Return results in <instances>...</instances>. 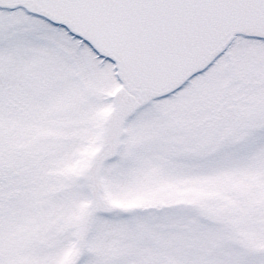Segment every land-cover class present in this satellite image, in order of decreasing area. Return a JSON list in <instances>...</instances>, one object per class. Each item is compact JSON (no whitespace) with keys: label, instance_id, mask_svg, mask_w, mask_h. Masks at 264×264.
Segmentation results:
<instances>
[{"label":"snow or ice","instance_id":"6c2138e0","mask_svg":"<svg viewBox=\"0 0 264 264\" xmlns=\"http://www.w3.org/2000/svg\"><path fill=\"white\" fill-rule=\"evenodd\" d=\"M0 264H264V0H0Z\"/></svg>","mask_w":264,"mask_h":264}]
</instances>
